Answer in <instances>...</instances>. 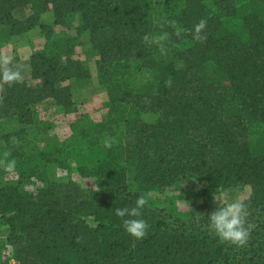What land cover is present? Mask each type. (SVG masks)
Masks as SVG:
<instances>
[{"label":"trees","instance_id":"1","mask_svg":"<svg viewBox=\"0 0 264 264\" xmlns=\"http://www.w3.org/2000/svg\"><path fill=\"white\" fill-rule=\"evenodd\" d=\"M48 11L53 21L41 22ZM166 19L182 29L206 19L207 40L176 37L158 26ZM1 26L13 36L39 28L46 44L31 56L40 87L0 85V144L16 164L31 165L24 174L15 167L13 179L0 170V224L9 227L0 264L6 245L16 264H264V0H0ZM163 32L166 57L143 41ZM85 34L108 117L82 120L60 141L37 106L54 100L77 112L68 83L92 75L77 53ZM148 112L156 121L144 120ZM72 169L96 187L54 175ZM33 179L42 185L30 192ZM194 180L204 184L203 203L188 218L149 202L147 237L124 231L115 208ZM239 185L251 187L245 202L255 225L243 248L222 244L207 217L218 206L213 197Z\"/></svg>","mask_w":264,"mask_h":264},{"label":"clouds","instance_id":"2","mask_svg":"<svg viewBox=\"0 0 264 264\" xmlns=\"http://www.w3.org/2000/svg\"><path fill=\"white\" fill-rule=\"evenodd\" d=\"M164 24L174 30L176 37H181L184 32L191 34L193 40L203 43L207 40V20L200 19L193 29H182L174 19H166L163 24H158L163 28ZM169 38L167 32L158 35L145 34L143 41L148 46H157L161 56L168 55L166 41ZM26 65L20 64L10 55L0 51V85L13 87L17 84H23L25 80L24 72ZM171 79L165 82L166 87H171ZM4 103L3 97H0V106ZM105 146L109 149L113 146L114 140L108 138L104 141ZM11 153L8 151L0 154V170L11 174L16 167L15 159H9ZM135 190V189H133ZM151 193L141 194L137 197L135 205L131 208H115V214L121 218L123 229L134 241L144 240L150 228L147 220L143 219L144 209L149 205ZM213 200L218 204L217 208L208 215V229L215 234L220 242L226 243L237 248H243L248 245L252 231L255 225L249 221V205L239 196H232L228 191L221 192L214 196ZM95 227V225H92ZM81 238H77L79 243Z\"/></svg>","mask_w":264,"mask_h":264},{"label":"rangeland","instance_id":"3","mask_svg":"<svg viewBox=\"0 0 264 264\" xmlns=\"http://www.w3.org/2000/svg\"><path fill=\"white\" fill-rule=\"evenodd\" d=\"M28 13V9H19L18 11L15 12V15L17 17L21 16H26ZM50 19L48 21L52 22L54 19L53 13H50ZM232 25H236L240 27V20H231L230 22ZM231 26V25H230ZM34 32V31H33ZM35 35L32 36L29 41H21L22 43L16 44V48L22 52L23 50L26 51L24 52L25 55H27V46L30 44L31 47L39 48L43 46V35L42 32L39 28H35ZM8 34L4 32V28L0 27V43H1V49L0 51H8L6 47L9 44L7 41ZM4 46H6L4 50ZM12 48V47H11ZM19 52V53H20ZM79 57H82L83 60L90 62L94 58V51L91 49V45L89 44V41L84 40L82 42L81 48H79ZM176 67L178 69H182L184 67V64L182 60H177L176 62ZM35 86V84H32ZM103 103H95L91 105H86V106H81V109H86L88 110V113H94L96 115H101V110L103 108ZM39 111L41 112H49L50 120L54 127L60 126V120L59 117L53 119V115H55L57 112L51 104H48L47 107L41 108ZM80 112V111H77ZM42 114V113H41ZM43 115V114H42ZM157 115L148 112L144 115V120L148 123H152L156 121ZM52 118V119H51ZM97 118V117H96ZM96 121H100V119H97ZM53 129V133L56 134V129ZM71 135V134H70ZM5 151V146L4 144H0V154H2ZM107 157V156H106ZM105 157V158H106ZM98 159H103V157L98 158ZM72 165L78 166V165H83L82 161L79 160H73ZM31 165H18L16 164V173L17 174H24L28 172L29 168ZM14 172L11 174L5 173V175L10 179H13L17 176ZM54 175L56 177L61 178L62 180H71L79 184L83 188H95V182L92 179L82 177L75 169L68 170V171H60V170H55ZM42 183L37 181L36 179L31 180V183L27 185V189L30 192L35 191L36 188L41 186ZM202 187H204V184L199 182V181H192V182H187V181H181L179 182L176 186L169 188L166 190L164 193L159 194L157 192H150L151 196L149 197V202L152 205V207L157 208V209H163L169 212L172 215H175L177 217L186 219L192 213L195 209L200 207L203 203L202 200V195H201V190ZM224 191H228L230 195L232 196H239L240 198L244 199L245 201L249 199L251 196V187L248 185H239L233 188L226 189ZM222 191V192H224ZM149 193V192H147ZM145 193V194H147ZM219 195V194H218ZM216 205H218L215 202ZM9 235V227L0 224V241L6 240ZM2 260H4L7 264H16V260L13 258V248L9 245H6L5 248H3L2 252Z\"/></svg>","mask_w":264,"mask_h":264},{"label":"crops","instance_id":"4","mask_svg":"<svg viewBox=\"0 0 264 264\" xmlns=\"http://www.w3.org/2000/svg\"><path fill=\"white\" fill-rule=\"evenodd\" d=\"M50 13H53L52 11H48L44 13L41 17V22L43 23H50L48 21L50 19ZM1 28H4V32L8 34L7 41L9 44L7 45L8 47L4 46V50L7 48L9 49L7 52L4 51L5 54L10 55L14 58V60L20 64L26 65L24 76L25 80L31 85L35 84L33 87H40L41 81L39 80H34L32 78V68H31V56L44 49L46 40L45 37L43 36V46L39 48H33L30 46V44L27 46V55L24 54L26 51L20 52L16 48V44H21V41H29V39L32 38L33 35H35V29L30 30L27 33L21 34V35H11V30L7 26H1ZM34 31V32H33ZM57 31H59L57 29ZM84 40L88 41V36L86 34L82 37V42ZM90 44V43H89ZM91 45V44H90ZM6 47V48H5ZM12 47V48H11ZM81 48V47H80ZM91 49L93 51V48L91 46ZM20 52V53H19ZM79 55V49L77 51ZM80 59L85 63V66L89 67L91 69L92 75L89 79L85 81H71L68 83V85L71 87V94H72V102L73 106L77 107V111L80 112H71L67 108L58 105L56 101L54 100H46L40 103L37 106V111H39L41 108L47 107L48 104H51L56 110V114L53 115V119L59 117L60 120V126L56 127V135L58 136L60 141L66 140L70 134L73 132L74 125L81 122L82 120H94L96 121L97 119L106 120L108 117V112L105 107V104L107 102V94H106V87L102 85L99 82L98 79V71L96 67V61L98 60V57L96 53H94V58L92 61L87 62L83 60L82 57ZM102 102L103 108L101 110V115H96L94 113H88L86 109H81V106H86V105H91L95 103ZM40 116L43 118H50L49 112H41L39 111ZM43 115H42V114ZM97 117V118H96ZM52 119V118H51Z\"/></svg>","mask_w":264,"mask_h":264}]
</instances>
